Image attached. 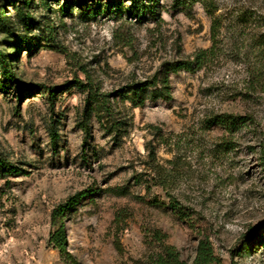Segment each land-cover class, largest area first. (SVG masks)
Here are the masks:
<instances>
[{
  "label": "rangeland",
  "instance_id": "rangeland-1",
  "mask_svg": "<svg viewBox=\"0 0 264 264\" xmlns=\"http://www.w3.org/2000/svg\"><path fill=\"white\" fill-rule=\"evenodd\" d=\"M131 4L0 0V153L20 168L0 173V264H71L49 242L52 213L83 190L64 214L80 264H151L156 230L188 264L205 238L212 264H264V235L245 244L264 231V0H157L140 16ZM203 50L202 66L171 72V100L123 98ZM4 58L24 81L88 86L55 105L43 87L20 95ZM216 115L255 122L229 130Z\"/></svg>",
  "mask_w": 264,
  "mask_h": 264
},
{
  "label": "trees",
  "instance_id": "trees-1",
  "mask_svg": "<svg viewBox=\"0 0 264 264\" xmlns=\"http://www.w3.org/2000/svg\"><path fill=\"white\" fill-rule=\"evenodd\" d=\"M84 0H77V2L82 3ZM157 0H132V4L129 7L131 15L140 16L142 13L146 12L148 9H153ZM207 51L203 50L196 55L195 61L190 60H180L172 63L165 71L161 74L156 75L152 80H146L141 82H135L129 85L123 91V98L129 100L133 103L135 107L143 106L148 99H163L169 101L172 99V87H171V72H176L180 69L192 70L197 67L202 66L204 62L205 55ZM1 66L3 70L4 77L6 78L5 86H14L21 95V90L23 88H28L30 90L43 87L47 92L48 100L51 105H55L57 96L59 93L65 91L73 85H79L82 87L88 86L82 80H76L74 82H66L62 85L46 86L40 83H33L24 81L16 76L12 68L8 65L6 59L1 60ZM105 104L96 105L95 110H103L102 107ZM248 122L254 123L255 120L249 115H216L211 118L210 123H219L229 130L238 124H247ZM123 121H114L111 127L121 128ZM50 135L53 143H56L59 138V132L56 127L51 126ZM53 127V128H52ZM84 129L89 132V127L85 124ZM263 153H264V145ZM262 169L264 170V155L260 160ZM19 167L11 163L4 155L0 153V173L7 174L10 172H18ZM89 195L88 191L83 190L77 192L73 196L69 197L67 200L60 203L52 213V222L55 226L54 230L51 232L49 242L54 248L58 249L59 252L71 263L80 264V262L72 255L69 250V238L68 229L66 222L64 220V214L74 206H76L82 198ZM170 204L172 209L183 213V207L175 199H170ZM261 228H253L246 235L245 244L253 245L264 235ZM153 238L159 243L160 250L152 258L151 264H188L181 258V253L178 249L168 242V235L162 233L160 230H156L153 233ZM119 247V245H118ZM217 257L214 255L213 247L208 238L201 239L198 246V253L193 264H212L216 262Z\"/></svg>",
  "mask_w": 264,
  "mask_h": 264
}]
</instances>
